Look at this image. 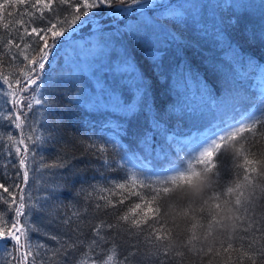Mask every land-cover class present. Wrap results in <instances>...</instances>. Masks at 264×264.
Masks as SVG:
<instances>
[{
    "label": "snow or ice",
    "instance_id": "obj_1",
    "mask_svg": "<svg viewBox=\"0 0 264 264\" xmlns=\"http://www.w3.org/2000/svg\"><path fill=\"white\" fill-rule=\"evenodd\" d=\"M21 6L28 19L10 21ZM0 14L4 31L18 29L0 61L3 118L18 131L0 143L11 164L0 175V264H221L233 252L235 264H264V108L244 114L256 84L264 98V64L246 50L264 44V26L244 22L264 19V0H0ZM187 49L205 58L215 86ZM41 149L55 155L40 156L38 185ZM93 159L124 175L104 180L108 196L94 197L91 184L77 191L95 223L79 210L61 215L62 181ZM179 194L187 199L169 219L164 201Z\"/></svg>",
    "mask_w": 264,
    "mask_h": 264
},
{
    "label": "trees",
    "instance_id": "obj_2",
    "mask_svg": "<svg viewBox=\"0 0 264 264\" xmlns=\"http://www.w3.org/2000/svg\"><path fill=\"white\" fill-rule=\"evenodd\" d=\"M34 2V0H32ZM176 3H182L184 0H174ZM13 12H16V9H13ZM24 12L23 6L20 8V13L21 15H13V17L10 18V21H15L19 19H24L27 20L28 17L26 15H22ZM10 21H5L2 17V14H0V61H6L8 59V55L5 54L4 50V43L10 38H14L16 35V32L18 29L16 28V25L13 23L12 27L6 32L3 30V23L4 22H10ZM245 24H248L254 28V30H259L262 26H264V19L260 17L259 14L252 16V17H246L245 18ZM77 43H80L83 45V41H79ZM201 47L204 49V51H208L212 45L211 41H201ZM246 50L256 57L260 64H264V44H262L259 40H257L254 44L252 45H246ZM185 56L186 58L191 62L192 68L194 71L197 69L200 71V73L204 74L205 79L208 80V83L210 85H214V78H213V73L211 72H205L204 68V57H202L200 54L196 52L195 49H187L185 50ZM4 67V64L0 63V69ZM16 67H23V65L20 64H9L7 66V72L5 74H8ZM258 74L259 71L257 70L252 74V79L251 82L255 83V80L258 79ZM179 87L183 91L184 84L183 81H180ZM257 88V97L254 99H250L247 104L244 106V114L247 115L251 112H256L259 114V110L261 108H264V98H260L258 95V89L259 85L256 84ZM6 90L5 89H0V93H3ZM193 93L195 94V88H193ZM8 99L4 95L0 94V143L4 144V147L7 148V135L11 133L12 135H16L18 137V131L14 132L11 129L8 128L7 121L3 118L7 115V109H8ZM166 97L163 93L160 95V100H165ZM61 108L63 111L66 113L67 116H70L73 120H79L80 116L77 111H75V106L74 105H68L66 102L61 105ZM43 111V110H41ZM79 125H77L76 129H70L72 132H76L77 136H80V133L78 132ZM86 139V138H85ZM92 139L96 140L97 143H104L102 139V134H98L95 137H92ZM259 143L264 144V139H261ZM50 145H45V148H50ZM58 147V146H57ZM84 151L83 147H78L76 151V155H80ZM109 151L110 153L115 156L117 162L120 164L121 167H124V161L120 159V155H123L122 153L120 155H117L115 152H112L111 150V145H109ZM0 175L4 174H10L11 173V164L9 162V159L7 157L6 152H4L3 149H0ZM55 153L50 151V150H43L41 149L39 154L37 155V161L34 162V167L37 168V172L34 176L36 183L39 185L41 182V175L39 173L38 169V161L40 156L44 157H50L54 156ZM127 157H125L126 159ZM46 162L51 163V160H47ZM127 167H131V165H128ZM76 168L79 170L78 174L72 175L68 177L66 180L62 181V183L65 185L63 195L60 197V200L63 201V205L61 207V215H68L71 216L74 211H81V215L83 219L92 221L93 223L96 222L94 214L91 212L89 213L88 216H83V208L88 206V202L84 200V195L85 194H80L79 196L76 195L77 191L79 188L84 187L87 189V192L91 193L92 189L89 188L88 186L94 185L97 188V191L93 193L94 197L97 199L108 196L107 190L101 191V189H105L106 186L104 184V180L107 179L109 182L119 179V176L124 175V172H116V171H108L104 165H102L100 162L96 160H92V165L88 166L86 161H78ZM126 171V168H125ZM103 173V176L101 175ZM227 178V177H226ZM208 182L214 187L215 186V177L209 176ZM242 179V176H241ZM3 182V181H0ZM123 182V181H121ZM194 181L190 180L189 183H193ZM2 191V190H0ZM257 196H259V193H257ZM187 199V197L184 194H179L177 197L173 198L171 201H164L165 208L169 214L168 218L172 219V213L174 211H179L180 206L183 204V201ZM94 203V201H93ZM199 203V200L197 201ZM73 205H76L75 208H73ZM229 213H231V209L228 210ZM226 217H222V219H225ZM177 221H179V217H177ZM79 222V221H77ZM83 227V235L80 237L81 239L85 238L88 234V225L84 224L82 225ZM183 228V223H181V229ZM218 230H222L221 226L217 225ZM52 231V229H50ZM230 232L225 233L222 237L218 236L217 239H224L228 240L230 237ZM34 240H38L40 242H46L48 245L51 247L53 246V242L45 240L44 237H33ZM237 248H239V242H236L235 245ZM217 248H219V244H217ZM87 251V249H85ZM91 255V253H89ZM237 252H233L229 257H225L223 254H221L220 260L221 264H223V261L225 259H228L232 262V264H235L236 259H237ZM81 260L83 261V264H88L87 258L86 257H81ZM247 264V262H245Z\"/></svg>",
    "mask_w": 264,
    "mask_h": 264
},
{
    "label": "rangeland",
    "instance_id": "obj_3",
    "mask_svg": "<svg viewBox=\"0 0 264 264\" xmlns=\"http://www.w3.org/2000/svg\"><path fill=\"white\" fill-rule=\"evenodd\" d=\"M183 3V2H182ZM88 50L87 49H85L84 50V52L86 53ZM82 55H83V53H82ZM85 67H86V65H85ZM258 78H259V74H258Z\"/></svg>",
    "mask_w": 264,
    "mask_h": 264
}]
</instances>
